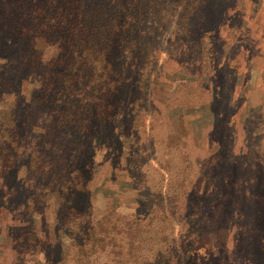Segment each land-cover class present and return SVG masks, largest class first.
<instances>
[{
	"label": "rangeland",
	"instance_id": "obj_1",
	"mask_svg": "<svg viewBox=\"0 0 264 264\" xmlns=\"http://www.w3.org/2000/svg\"><path fill=\"white\" fill-rule=\"evenodd\" d=\"M152 25L148 32H154ZM171 29L168 24L153 35L158 50L147 65L151 76L144 75L143 88L137 81L121 92L124 103L110 126L118 140L112 149L96 148L90 193L74 189L66 197L81 211L91 199L92 231L82 252L65 234L55 233L60 225L55 197L48 198L46 219L39 213L21 216L29 191L17 179L24 172L19 170L2 178L6 185L0 188V264H252L228 260L232 246L238 245L233 230L194 224L186 235L183 222L194 219L202 192L215 194L216 177L223 178L232 159L248 167L249 177L258 182L255 192L261 191L264 171L258 167L254 137L264 133V0H236L216 38L206 33L197 61H189L178 43L168 41ZM6 53L12 60L0 54V64L13 73L21 52ZM135 70L131 82L139 77ZM27 75L22 83L24 74L14 76L16 86L19 82L22 87L20 96L37 83L36 75ZM230 92L232 101L226 105ZM135 97L137 105L132 106ZM13 100V95L3 97L0 117ZM26 162L19 155L15 165ZM214 162L219 164L216 170ZM220 168L223 172L215 176ZM200 170L203 180L195 187ZM248 202L264 210V198ZM205 209L212 210L207 203ZM30 222L38 229L33 232L36 238L23 246L19 230L23 227L22 235L27 236Z\"/></svg>",
	"mask_w": 264,
	"mask_h": 264
},
{
	"label": "trees",
	"instance_id": "obj_2",
	"mask_svg": "<svg viewBox=\"0 0 264 264\" xmlns=\"http://www.w3.org/2000/svg\"><path fill=\"white\" fill-rule=\"evenodd\" d=\"M235 3L236 0H0V54L5 52L6 57L10 56L6 51L18 55L21 52L16 70L13 68L15 75L0 64V104L3 97L14 96L5 117H0V179L4 182L0 188L6 185L3 175L24 171L17 179L28 189L29 196L21 216L39 213L46 219L48 198L55 197L54 213L60 221L55 233L58 237L65 234L82 252L90 237L87 232L92 231L91 199L81 211L66 197L74 189L90 193L96 148L112 149L111 144L118 140L110 126L124 103L121 92L137 81L142 89L144 77L151 76L146 74L150 70L147 65L158 50L153 35L172 24L168 41L178 43L189 61H197L206 33L216 38L228 8ZM148 25L154 27V32L147 31ZM134 68L139 77L131 82ZM17 74L25 75L20 83L28 79L26 74L38 77L27 95L20 96L22 87L19 82L16 86L14 78ZM231 98L230 92L226 105ZM137 100L138 97L133 99L132 106L137 105ZM210 109L213 114L211 103ZM35 127L41 131H35ZM254 139L258 167L264 171V133L256 134ZM19 155L27 160L23 167L15 165ZM231 162L222 179L217 174L223 168L216 172L215 194L202 192L197 197L194 219L188 222L184 216L185 233L194 224L205 223L215 230H233L238 245L232 246L228 260L264 264V210L248 202L264 198V181L256 193L258 182L256 177H249L248 167L242 168L236 159ZM202 180L200 170L195 187ZM220 186L223 193L217 190ZM188 192L185 196L189 197ZM246 197L250 200H244ZM206 203L211 211H206ZM185 204L187 210L186 201ZM61 216L64 217L58 219ZM35 230L38 231L34 224L28 223L27 236L22 235V227L18 241L28 245L36 238ZM204 244L207 242L201 245Z\"/></svg>",
	"mask_w": 264,
	"mask_h": 264
}]
</instances>
